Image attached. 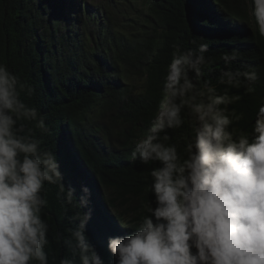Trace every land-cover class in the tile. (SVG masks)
<instances>
[{
  "label": "trees",
  "instance_id": "16d2710c",
  "mask_svg": "<svg viewBox=\"0 0 264 264\" xmlns=\"http://www.w3.org/2000/svg\"><path fill=\"white\" fill-rule=\"evenodd\" d=\"M0 0V64L21 84L34 89L21 92L29 107H36L48 128L24 122L55 153L66 187L91 189L90 203L80 208L76 199L67 205L56 185L45 184L42 218L50 225L49 264H59L70 251L57 233L68 235L77 213L91 211L87 235L105 260L115 264L107 250L110 236L134 231L146 214L143 205L152 195L150 170L131 153L154 119L161 87L174 45L196 50L208 45L204 76L199 82L216 86L226 70L254 68L259 79L247 93L228 88L241 99L228 105L243 113L234 126L248 129L264 97V36L251 15V0ZM236 59L226 65L225 53ZM187 123L169 129L170 143L182 147ZM77 264L79 261L77 260Z\"/></svg>",
  "mask_w": 264,
  "mask_h": 264
},
{
  "label": "clouds",
  "instance_id": "9594fccd",
  "mask_svg": "<svg viewBox=\"0 0 264 264\" xmlns=\"http://www.w3.org/2000/svg\"><path fill=\"white\" fill-rule=\"evenodd\" d=\"M251 15L264 36V0H251ZM161 87L157 113L144 136L136 142L132 160L156 163L146 191L151 201L135 230L110 236L107 250L115 264H264V97L248 129L234 125L243 113L229 110L239 95L228 88L255 91L257 71L226 70L218 83L220 94L205 82L203 66L208 45L196 50L173 46ZM235 52L221 57L226 65ZM34 89L21 84L6 65L0 64V264H49L50 225L42 218L48 205L45 184L56 185L65 204L90 203L91 189L66 187L56 155L41 147L33 129L48 128L36 107L21 99ZM187 123L183 144L170 143L169 129ZM91 211L77 213L68 235L57 233L71 256L59 264H105L90 242L87 224Z\"/></svg>",
  "mask_w": 264,
  "mask_h": 264
},
{
  "label": "rangeland",
  "instance_id": "374dc122",
  "mask_svg": "<svg viewBox=\"0 0 264 264\" xmlns=\"http://www.w3.org/2000/svg\"><path fill=\"white\" fill-rule=\"evenodd\" d=\"M86 1H87L88 4L94 5V4L103 3L105 0H86ZM64 2H65V4H70V3H75L76 4V3H78L77 0H64ZM141 138H139V139H141ZM139 139H138V141H139Z\"/></svg>",
  "mask_w": 264,
  "mask_h": 264
}]
</instances>
